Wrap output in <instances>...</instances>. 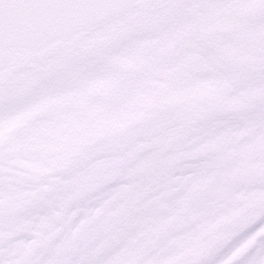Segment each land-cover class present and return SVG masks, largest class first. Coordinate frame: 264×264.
I'll return each mask as SVG.
<instances>
[{"label": "snow or ice", "instance_id": "obj_1", "mask_svg": "<svg viewBox=\"0 0 264 264\" xmlns=\"http://www.w3.org/2000/svg\"><path fill=\"white\" fill-rule=\"evenodd\" d=\"M0 264H264V0H0Z\"/></svg>", "mask_w": 264, "mask_h": 264}]
</instances>
